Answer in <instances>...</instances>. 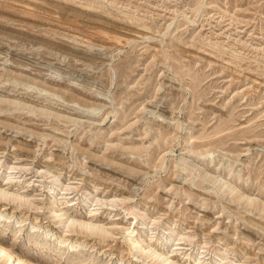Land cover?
<instances>
[{
    "label": "rangeland",
    "instance_id": "374dc122",
    "mask_svg": "<svg viewBox=\"0 0 264 264\" xmlns=\"http://www.w3.org/2000/svg\"><path fill=\"white\" fill-rule=\"evenodd\" d=\"M0 190L23 264H264V0H0Z\"/></svg>",
    "mask_w": 264,
    "mask_h": 264
},
{
    "label": "bare ground",
    "instance_id": "6f19581e",
    "mask_svg": "<svg viewBox=\"0 0 264 264\" xmlns=\"http://www.w3.org/2000/svg\"><path fill=\"white\" fill-rule=\"evenodd\" d=\"M129 20L130 21H132L133 19L132 18H129ZM129 21V22H130ZM115 41H117L118 43L119 42H122L118 37H115L114 36V38H113ZM89 46H92V47H94V45L93 44H89ZM210 46V45H209ZM210 48H211V46H210ZM8 196H12V197H16V196H14L13 194H10V193H7V192H3V190H0V198H7L8 199ZM11 199V198H10ZM12 200V199H11ZM71 221V220H70ZM91 224V223H90ZM73 225V224H72ZM71 225V226H72ZM89 225V224H88ZM69 226H70V224H69ZM73 227V226H72ZM85 229V228H84ZM90 230V229H89ZM88 230V231H89ZM35 237V236H34ZM64 241L62 240V241H60V247H64L65 245H64ZM13 253V252H12ZM11 252H10V250H8L5 246H3V245H1L0 244V256H1V254H3L4 256H6V258H4V260H5V264H15V263H17V264H23V261H20V259H18L17 257H15L13 254H12ZM156 254V256H158V257H163L161 254H159V253H155ZM3 256V257H4ZM166 262H169V259H165V261H163V264L164 263H166ZM26 263H28V264H34V263H32V262H27L26 261Z\"/></svg>",
    "mask_w": 264,
    "mask_h": 264
}]
</instances>
